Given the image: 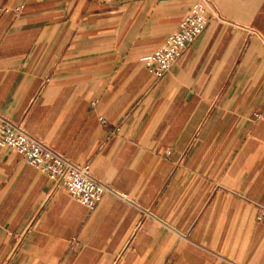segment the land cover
Wrapping results in <instances>:
<instances>
[{
  "label": "crops",
  "instance_id": "1",
  "mask_svg": "<svg viewBox=\"0 0 264 264\" xmlns=\"http://www.w3.org/2000/svg\"><path fill=\"white\" fill-rule=\"evenodd\" d=\"M0 0V113L128 196L95 211L0 145V264H264V0Z\"/></svg>",
  "mask_w": 264,
  "mask_h": 264
},
{
  "label": "built area",
  "instance_id": "2",
  "mask_svg": "<svg viewBox=\"0 0 264 264\" xmlns=\"http://www.w3.org/2000/svg\"><path fill=\"white\" fill-rule=\"evenodd\" d=\"M208 0H198L178 29L148 59L147 67L157 78H163L181 58L188 47L206 30L210 19ZM0 145L17 151L24 161L54 181L55 189L63 187L69 195L95 211L107 194L129 201L128 196L117 192L95 177L90 163L78 164L58 152L44 141L31 135L22 125L0 113ZM256 220H264V205L259 206Z\"/></svg>",
  "mask_w": 264,
  "mask_h": 264
}]
</instances>
